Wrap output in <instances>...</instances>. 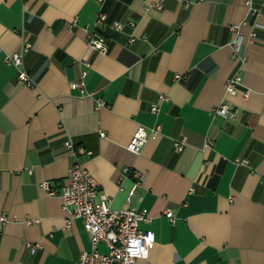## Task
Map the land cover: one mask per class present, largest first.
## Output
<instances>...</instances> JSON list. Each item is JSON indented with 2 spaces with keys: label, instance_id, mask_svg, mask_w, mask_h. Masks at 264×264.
Listing matches in <instances>:
<instances>
[{
  "label": "crops",
  "instance_id": "crops-1",
  "mask_svg": "<svg viewBox=\"0 0 264 264\" xmlns=\"http://www.w3.org/2000/svg\"><path fill=\"white\" fill-rule=\"evenodd\" d=\"M246 1L0 0V264H76L91 249L82 222L40 187L63 184L67 141L90 151L83 166L112 210L149 215L145 264H264V0L253 15ZM237 23L243 62L229 46ZM92 32L105 53L87 47ZM24 45L20 67L5 63ZM235 74L242 86L225 97ZM80 80L84 94L70 87ZM220 103L235 115H213ZM155 125L139 155L127 151L137 127ZM133 172L144 173L136 187Z\"/></svg>",
  "mask_w": 264,
  "mask_h": 264
},
{
  "label": "built area",
  "instance_id": "built-area-1",
  "mask_svg": "<svg viewBox=\"0 0 264 264\" xmlns=\"http://www.w3.org/2000/svg\"><path fill=\"white\" fill-rule=\"evenodd\" d=\"M103 0H98L101 3ZM248 11L251 15L255 13L252 8V0L246 1ZM105 15L102 12L97 13L95 24L103 23ZM75 24V20L71 21V26ZM241 23L229 25L231 40L229 46L231 48L232 58L240 62L244 58L240 56V48L242 47V35L240 31ZM114 29L119 28L118 23H113ZM255 34L251 32L248 43L254 41ZM132 40L130 39L129 42ZM87 47L99 53L106 52V41L96 32L89 33L86 40ZM28 45H24L21 50L11 54L5 58V63L20 67L22 64V55L27 51ZM84 73L80 76L84 77ZM175 79H179L175 75ZM19 84L28 88L35 86L34 81L23 70H19L17 74ZM242 86L241 77L237 74L227 78L224 82V96L234 95ZM72 89H79L84 94L83 84L79 82L70 85ZM248 96V91L243 92V97ZM165 97L159 95L158 101H163ZM104 103L96 100L95 109L103 107ZM157 105L150 107V112L156 113ZM213 115H221L223 117H233L234 111L226 104L220 103L213 111ZM160 133L159 125H155L150 129L137 127L132 138L126 146L128 152L133 155H139L143 146L149 140H155ZM100 136L103 134L100 133ZM65 148L71 151L74 156V162L67 170L64 182L60 187L53 188L51 181H42L41 189L50 197H57L61 201L63 210L69 211V218H77L82 222L83 229L88 236L91 249L83 251L76 264H145L148 250L153 244V236L150 232L141 231L139 224L150 223V217L146 211H135L130 208L120 210L111 209V199L99 190L95 179L84 168L82 159L91 155L90 151H86L82 147H74L71 142L67 141L63 144ZM174 151L180 153L185 147L184 139L172 141ZM244 162V161H242ZM125 172L127 169L124 170ZM29 172V171H28ZM135 187L144 179V173L133 172ZM121 190V188H119ZM133 191L126 196L127 203ZM165 217L172 221V214L167 211ZM5 217H0V222H5ZM103 244L107 251L100 253L97 250L99 244Z\"/></svg>",
  "mask_w": 264,
  "mask_h": 264
}]
</instances>
